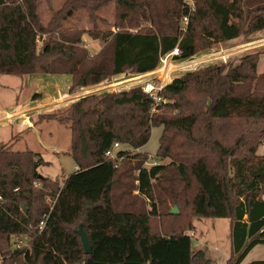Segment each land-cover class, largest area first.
Listing matches in <instances>:
<instances>
[{"label": "trees", "instance_id": "trees-1", "mask_svg": "<svg viewBox=\"0 0 264 264\" xmlns=\"http://www.w3.org/2000/svg\"><path fill=\"white\" fill-rule=\"evenodd\" d=\"M184 1L67 0L43 25L37 0H0V76L66 75L72 93L126 72L148 73L175 47L188 59L264 31V0H193L190 14ZM111 2L116 31L62 29L80 10L96 28L94 13ZM141 22L148 27L130 31ZM84 35L104 44L95 56L87 53ZM260 55L253 50L235 63L219 61L173 78L153 112L149 97L132 88L80 98L60 119L42 116L70 127L68 154L76 170L61 182L38 174L47 164L39 153L1 145L0 264H209L184 234L194 231L195 218L228 219L225 264H241L264 245ZM154 126L162 130L154 164L147 165L150 157L139 149ZM123 145L129 149L117 151ZM168 173L173 180L162 186ZM174 183L180 186L174 200L185 209L166 216L171 225L161 219L153 230L154 198L170 193ZM80 224L89 255L75 233ZM20 237L27 243L12 247Z\"/></svg>", "mask_w": 264, "mask_h": 264}, {"label": "rangeland", "instance_id": "rangeland-1", "mask_svg": "<svg viewBox=\"0 0 264 264\" xmlns=\"http://www.w3.org/2000/svg\"><path fill=\"white\" fill-rule=\"evenodd\" d=\"M66 1L67 0H37V12L41 19V23L46 25L50 17H52V14L59 11ZM116 16L115 3L111 2L106 7L94 13V17H98L99 19L96 22V28H94L93 24L90 22L87 10H80L75 12L68 20L63 22L62 29L64 31L84 30L86 32L96 29L100 32H114L117 30L114 27ZM147 27V23L141 22L140 25L131 28L130 31L135 32ZM249 39L250 38L248 37H240L241 41H249ZM83 44L85 45L89 56H95L104 47L103 43L91 40L88 35L83 36ZM254 45H258V43L250 44L249 46L244 47L245 49L242 48V46L229 49V53L231 54L223 59H216V56L214 55L209 56L208 58H210V60L202 64L195 61L194 64L177 70L171 75V79L219 61H222L223 63H235L239 57L253 50L260 51L261 53L258 58L256 71L258 74H262L264 72V48H251L254 47ZM225 46L227 45H217V47L212 51L218 52L223 48V50H225ZM240 49L244 50L241 51ZM212 51L199 54L197 57H203L205 54L207 55L212 53ZM124 74L131 73L126 72ZM43 77L44 78H41L40 75H30L24 77L0 76V146L11 143L13 151L29 150L39 153L43 161L47 164L39 166L38 174L42 177L61 182L75 171V162L68 154L70 151V127L69 124H60L55 120H47V118L45 120H39V114H41L39 111L54 112L55 116L58 117L57 119L65 117L68 114L67 110L69 108V104L88 94L83 96L79 95L78 98H74L72 95L81 93L84 89L89 91L96 89L102 85V82L96 85H90L87 88L84 87L76 89L72 93H68L64 82L61 81L60 85H58L59 89H57L51 82L49 76ZM66 77L69 79V76ZM140 83L141 82L134 85H122L116 88L115 92L136 87ZM37 93H40V95ZM58 94L59 96H57ZM97 94L98 93H94L93 95ZM56 96L57 101L49 102ZM39 103L44 104L35 111L27 112V116L17 114L7 120H3L7 115L12 114L14 111L18 112L19 110H23L25 108H31ZM161 130L162 128L160 126L152 127L148 142L139 149V152H144L149 155L150 160L146 163L147 165L154 164L152 160L156 159L155 153L159 145ZM119 149L128 150L129 148L123 145L119 147L117 151H119ZM257 154L264 155L263 145L259 147ZM164 162L166 163L167 160ZM172 180L173 178L171 174H166L164 180L162 181V186ZM179 188L180 186L178 183H174L170 193H164L161 198H159L156 194L153 203L156 208L157 215L153 219V230L156 229V222L161 221V219L163 220L164 226L172 224L170 220L172 218L169 217V219L166 216L170 214L169 211L173 208V206L177 207L178 212L176 215H181L184 211L185 208L182 203H180L181 200H179V202H175L174 200V195ZM145 203L146 210L152 209L149 202L145 201ZM191 223L195 228V231L191 236L192 250L204 252L210 261L209 264H224L230 253V243L228 238L229 220L195 218L191 220ZM185 230L186 229H183L181 231ZM159 232L163 233L165 230L160 228ZM185 233L190 235L192 232L186 231L184 234ZM26 243L27 238L20 237L13 238L11 245L12 247H18L19 245ZM258 260H264V245L254 247L247 254L241 264H248Z\"/></svg>", "mask_w": 264, "mask_h": 264}, {"label": "built area", "instance_id": "built-area-1", "mask_svg": "<svg viewBox=\"0 0 264 264\" xmlns=\"http://www.w3.org/2000/svg\"><path fill=\"white\" fill-rule=\"evenodd\" d=\"M184 3H185V6L187 7L188 14L194 12L193 0H185ZM187 21H188L187 16L181 19L180 27L182 31H184L185 26L187 25ZM36 44H38V42H36ZM229 54H231L229 53V50L221 49L218 52L212 51V53H209L207 55L205 54L203 57H197L198 55H196L192 58L180 59L181 50L178 47H175L169 53H166L160 56L156 68L148 73H144V74H132L131 73V74L116 75V76L103 80L102 85L97 87L96 89H93L90 91L87 89H84V91H82L81 93H78L76 95L74 94L72 96L74 98L75 97L78 98L79 95L83 96L85 94H88L86 96H89V95H93L94 93H98V94L112 93V92H115L116 88L122 85H134V84L141 82L138 86L132 87V88L138 89L142 94L149 97V99L153 103V108L151 110V112H153L156 105H158L161 102H164V100L160 96V93L162 89L172 80L171 75L173 73H175L177 70L181 68H186L189 65L194 64L195 61L199 64H202L210 60V58H208L209 56L215 55L216 59H223ZM86 96H83V97H86ZM17 114L25 116L24 114H21L20 112L14 111L12 114L7 115L3 120H7ZM117 147H118L117 144H115L114 148H117ZM107 155L114 156V152L113 151L107 152ZM261 198L262 200H264V196H262ZM43 225H44V222L41 221L39 224V230L43 228ZM185 235L189 236V234H186V233Z\"/></svg>", "mask_w": 264, "mask_h": 264}, {"label": "crops", "instance_id": "crops-1", "mask_svg": "<svg viewBox=\"0 0 264 264\" xmlns=\"http://www.w3.org/2000/svg\"><path fill=\"white\" fill-rule=\"evenodd\" d=\"M252 37V36H251ZM251 37H250V39H249V41H241L240 40V38H237V39H234V40H231V41H229V42H227V43H224L225 45H227V46H225V49H227V50H229V49H233V48H237V47H239V46H242V48H244V47H246V46H249L250 44H253V43H258V45H254V47H251V48H255V49H258V48H264V31H260V32H258V33H256L253 37H252V39H251ZM240 40V41H239ZM218 46H221V44H218ZM257 47V48H256ZM250 48V47H249ZM224 49V48H223ZM245 49V48H244ZM244 49H240L241 51H243ZM240 51V52H241ZM233 53V52H232ZM200 54H202V53H200ZM199 55V54H198ZM41 78H44L43 76H41ZM48 78V77H47ZM49 78H50V80H51V82L53 83V85H55L56 87L55 88H57V89H59L58 88V85H60V82L62 81V82H64L65 83V88L66 89H68L69 88V84H70V82H71V78L69 77V79L66 77V75H63V76H49ZM38 95H40V93H37ZM57 96H59V94L57 95ZM57 96L54 98V99H52V100H50L49 102H55V101H57ZM43 104L44 103H39V104H37V105H35V106H33V107H29V108H25V109H23V110H19L18 112H20L21 114H24L25 116H27V112H32V111H35L36 109H38L39 107H41V106H43ZM50 110V109H49ZM39 112H41V114H39V120H45V119H42V116H44V115H47V114H50V113H54V112H49V111H44V112H42V111H39ZM49 112V113H48ZM26 122H28V121H26ZM12 140V139H11ZM10 140V141H11ZM8 144V143H7ZM75 170H76V167H75ZM194 231H195V228H194ZM193 231V232H194ZM193 232L192 233H190V237L192 236V234H193ZM228 238H229V234H228ZM229 243H230V241H229ZM229 255H230V253H229ZM229 257V256H228ZM228 259V258H227ZM226 259V260H227ZM226 260H225V263H226ZM224 263V264H225Z\"/></svg>", "mask_w": 264, "mask_h": 264}, {"label": "water", "instance_id": "water-1", "mask_svg": "<svg viewBox=\"0 0 264 264\" xmlns=\"http://www.w3.org/2000/svg\"><path fill=\"white\" fill-rule=\"evenodd\" d=\"M178 210L176 206H173V208L169 211L170 214H177ZM76 235H78L84 254L89 255L91 253V247L87 238V235L85 231L83 230L82 225L80 224L78 228L75 230Z\"/></svg>", "mask_w": 264, "mask_h": 264}]
</instances>
